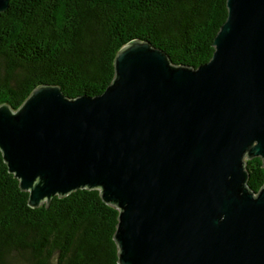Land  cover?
<instances>
[{
  "label": "water",
  "instance_id": "water-1",
  "mask_svg": "<svg viewBox=\"0 0 264 264\" xmlns=\"http://www.w3.org/2000/svg\"><path fill=\"white\" fill-rule=\"evenodd\" d=\"M226 5L198 68L134 40L101 95L43 85L0 106V151L31 208L100 190L119 211V264H264V185L246 170L264 162V0Z\"/></svg>",
  "mask_w": 264,
  "mask_h": 264
},
{
  "label": "trees",
  "instance_id": "trees-1",
  "mask_svg": "<svg viewBox=\"0 0 264 264\" xmlns=\"http://www.w3.org/2000/svg\"><path fill=\"white\" fill-rule=\"evenodd\" d=\"M227 0H10L0 13V106L18 110L34 89L58 86L70 99L113 82L119 51L134 40L176 65L208 63L228 15ZM248 186L264 185V162L248 159ZM29 193L0 151V264H119V211L100 190L82 189L31 208Z\"/></svg>",
  "mask_w": 264,
  "mask_h": 264
}]
</instances>
